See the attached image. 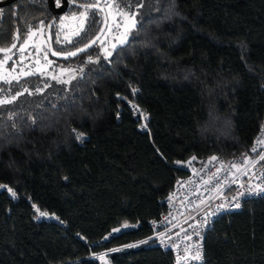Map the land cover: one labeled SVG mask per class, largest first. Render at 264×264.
I'll return each mask as SVG.
<instances>
[{
    "label": "trees",
    "instance_id": "16d2710c",
    "mask_svg": "<svg viewBox=\"0 0 264 264\" xmlns=\"http://www.w3.org/2000/svg\"><path fill=\"white\" fill-rule=\"evenodd\" d=\"M113 1L144 13L111 56L58 58L87 55L65 84L32 70L0 80V99L33 93L0 105V264H104L101 249L107 264H171L135 241L184 172L175 161L229 157L264 133V0ZM49 13L45 0L0 8V44ZM196 264H264V194L213 220Z\"/></svg>",
    "mask_w": 264,
    "mask_h": 264
},
{
    "label": "built area",
    "instance_id": "2783aa9c",
    "mask_svg": "<svg viewBox=\"0 0 264 264\" xmlns=\"http://www.w3.org/2000/svg\"><path fill=\"white\" fill-rule=\"evenodd\" d=\"M254 147L255 152L252 151ZM261 154H264V133L260 131L255 135L250 150L229 157L211 153L176 160L175 164L184 172L175 177L163 197L164 211L148 219L149 233L135 243L145 241L169 249L171 264H177L178 257L195 255L198 250L203 257V235L213 220L221 213L239 209L245 199L264 194L257 188H264ZM212 157L217 159L212 160ZM246 158L252 162L245 163ZM233 164L236 167H232ZM237 203L240 205L238 208L234 207ZM221 205L226 207L221 208ZM114 230L112 228L109 233ZM186 248L189 249L187 253ZM202 260H180L179 264H196Z\"/></svg>",
    "mask_w": 264,
    "mask_h": 264
},
{
    "label": "rangeland",
    "instance_id": "374dc122",
    "mask_svg": "<svg viewBox=\"0 0 264 264\" xmlns=\"http://www.w3.org/2000/svg\"><path fill=\"white\" fill-rule=\"evenodd\" d=\"M110 4L113 3H107L104 7L107 19L106 25L103 32L99 36V39H97L95 43V48L99 51L100 56H106V50L112 51L113 44L118 45V40L124 35L127 27L130 24L129 18L121 15V10L127 12H135L136 20L144 13L143 6L139 7V5L141 4H138V2H129L128 8H122L120 6L119 8L108 7L107 5ZM83 11L84 8L80 9L79 12L63 14L59 18V21L62 24L61 31L59 33L60 36H72V33L78 29L81 23L79 14ZM40 44L44 45L42 34L37 35L35 39V45L38 46ZM45 52H47V59L44 58ZM85 57H87V55H85L84 57L77 56L72 60L68 59L66 61H63L51 55L45 49H38V51L35 52L25 51L23 53H20V55L14 57L15 63L17 62L16 64L18 66L15 64H13L11 67L0 66V75H3L8 80L12 79L15 76H22L21 73L25 72V70L37 71L38 69H40L44 73L46 72V74H51L52 77L55 76L58 78V80L63 81L65 78L75 76L77 72L83 68V61ZM49 60L52 62L50 65L48 64ZM17 68L19 70H17ZM62 69H67L68 71H62ZM127 225L128 223L126 221H122V223L116 228L118 229ZM107 251H109V249H101L98 251H94L92 254L103 261L104 264H107Z\"/></svg>",
    "mask_w": 264,
    "mask_h": 264
},
{
    "label": "flooded vegetation",
    "instance_id": "af4514ba",
    "mask_svg": "<svg viewBox=\"0 0 264 264\" xmlns=\"http://www.w3.org/2000/svg\"><path fill=\"white\" fill-rule=\"evenodd\" d=\"M26 1L29 0H10L8 2L3 3L2 5H0V8H2V10L6 9V6L12 4V5H20L21 7H23L26 4ZM46 5L48 10L50 11V13L48 14V16L38 19V22H34L32 20H27V26L25 28H23L22 31H19L18 29H14L13 31V37L14 35L17 33V31H19L20 33V38L18 41H15L16 43V48L12 49V52L10 53H5V54H10L13 56H17L20 55V53H23L25 51H38L39 50H47L48 53H50L52 55V53L49 50V46H48V40H47V35H50L51 38V46L54 50L58 51V52H66L68 50L77 48L79 46H81L82 44H84L88 39H84L86 32L89 28V26H92L93 23L98 20L99 18L101 19L100 22H102V13L99 9H95L94 12H90L88 13V18L87 21L85 23V29L84 31L81 33L80 36L76 37V36H70L72 39V43H67L66 41H64V37L60 36L59 33L61 31V22L59 21V18L63 15V14H69V13H73V12H79V11H72V5H74V7L77 8H83L81 7L82 5H86V4H103V6L105 7V5L107 3H113V0H67L66 5L64 6V9L61 13H56L53 10H51L47 4V1L45 0ZM51 3L53 5V7L55 9H60L62 7V0H51ZM43 21L44 23V27L42 29V31H36L35 34L31 37V39H29L27 41L26 46L24 47L23 51L20 50V46L22 44H25V38L27 36V30L29 27H31L33 30H35L39 25L40 22ZM50 26V27H49ZM52 32L54 35H52ZM43 36L44 39V45H35V39L37 35H41ZM57 35H59L60 40L62 41L61 43H57ZM12 37V41L6 44H0V47H7L9 46L11 43L14 42V39ZM84 39L82 42L81 40ZM95 49V44H93L91 47H89L86 51L84 52H90V51H94ZM3 53V52H1ZM82 53V52H80ZM78 55V54H77ZM59 58V57H57ZM69 58V57H67Z\"/></svg>",
    "mask_w": 264,
    "mask_h": 264
},
{
    "label": "snow or ice",
    "instance_id": "6c2138e0",
    "mask_svg": "<svg viewBox=\"0 0 264 264\" xmlns=\"http://www.w3.org/2000/svg\"><path fill=\"white\" fill-rule=\"evenodd\" d=\"M107 6L108 7H116V8H119V5L118 4H110V5H107ZM81 7L84 8V11L79 14V19H80L81 23H80L78 29L72 33V36H76V37L80 36L81 33L85 29V23H86L87 18H88V12H89V10L90 9L91 10L98 9L99 8V4L98 3H95V4H86V5H82ZM139 7H142V5H139ZM121 15L128 17L129 20H130V24L127 27L124 35L118 40V45L119 46H124L127 43V41H128L129 34L131 33V31L133 29L136 28L138 21L136 20V13L135 12H127V11L121 10ZM43 27H44V23H43V21H41L40 22V25L35 30H33L31 27L28 28V30H27V36L25 38V44H22L20 46V50L21 51H23L24 47L27 44V41L29 39H31V37L35 34V32L36 31H42ZM61 27H62V25H61ZM19 38H20V33H19V31H17V33L14 35L13 39H14V41H18ZM96 39H99V37H97ZM96 39L90 41L89 44H85L82 48H77L75 51H71V52H58V51H53L52 52V55H54V56H64L65 58L71 57V56H76L78 53L86 51L92 44H95L96 43ZM64 41H66L67 43H72V39L69 36H65L64 37ZM61 42L62 41L60 40L59 35H57V43H61ZM118 45L117 44H113L112 45V50H115ZM14 48H16V43L15 42L9 48H0V52L10 53V52H12V49H14ZM111 55H112V51L106 50V56H111ZM44 58L47 59V52L44 53ZM11 59H12V57L10 55H5L4 60H0V66H2L5 62H7L8 60H11ZM88 61L90 63L93 62L91 57L88 58ZM37 63H39V62H37ZM51 63L52 62L49 60L48 61V64L50 65ZM37 71H41L42 72V70H40V69H38ZM62 71H68V70L67 69H62ZM21 74L23 76H29V75H34L35 73H32V72H22ZM52 78L53 79H58L55 76H53ZM73 78H75V77H73ZM0 80L4 81L5 83H9V84H11L12 81H15V82L19 83L20 76H15V77L12 78V81H10V80H7V78L4 77L3 75H0ZM58 82L67 83L68 81L58 80ZM47 86L48 85H45V87H47ZM41 91H43V89H36V92H41ZM135 91H137V90L136 89H133V92H135ZM25 92H28L29 94H33V93L29 92V90L27 88H25L22 92H17L10 99H0V105L13 103L19 96L23 95ZM145 118H147V117H145ZM80 138H82V136H78L77 137V139H80ZM252 151L255 152L256 151V148L254 147L252 149ZM193 159H195V157H193ZM211 159L212 160H215L217 158L216 157H212ZM259 159L264 160V154H261L259 156ZM251 162L252 161L248 160L247 158L245 159V163H251ZM232 167H236V165L233 164ZM257 188L259 189V191L264 192V188H260L259 186H257ZM8 191L9 192H12V189H8ZM12 195L15 196V193L12 192ZM241 195H243V193H241ZM239 206H240L239 203H237V204L234 205V207H237V208ZM220 207L221 208H224L226 206L225 205H221ZM37 211L39 212V209H37ZM39 214H40V216H47L48 215V213H46V212H39ZM160 235H163V234H160ZM188 239H190V237H188ZM141 243H146V242L145 241H142ZM161 243L163 244L164 241L161 240ZM173 247H176V245H173ZM185 252L186 253L189 252V249L186 248L185 249ZM202 258H203L202 257V254L198 250L195 255H191V256L185 255L184 257H178L177 258V264H179V261L180 260H189V259H191V260H202Z\"/></svg>",
    "mask_w": 264,
    "mask_h": 264
},
{
    "label": "water",
    "instance_id": "95a60500",
    "mask_svg": "<svg viewBox=\"0 0 264 264\" xmlns=\"http://www.w3.org/2000/svg\"><path fill=\"white\" fill-rule=\"evenodd\" d=\"M8 1H10V0H0V5H2L3 3H5V2H8ZM47 1V4H48V6H49V8L51 9V10H53L54 12H56V13H61L62 11H63V9H64V6L66 5V2H67V0H62V7L60 8V9H55L54 7H53V5H52V3H51V0H46ZM105 1V0H104ZM100 11H101V13H102V22H101V24H100V26H99V28L97 29V31L94 33V35L92 36V37H90L84 44H82L81 46H79V47H77V48H82L85 44H89L90 43V41H92V40H94V39H96L97 37H99L100 35H101V33L103 32V30H104V28H105V25H106V13H105V8H104V6H103V4H99V8H98ZM47 40H48V46H49V50H50V52L52 53L53 51H56V50H54L53 48H52V46H51V38H50V35H47ZM97 40V39H96ZM15 42V41H14ZM13 42V43H14ZM13 43H11L9 46H7V47H0V48H9ZM93 45V44H92ZM91 45V46H92ZM90 46V47H91ZM77 48H74V49H71V50H68V51H66V52H71V51H75ZM79 54V53H78ZM54 56V55H53ZM55 57H59V58H65L64 56H55Z\"/></svg>",
    "mask_w": 264,
    "mask_h": 264
},
{
    "label": "bare ground",
    "instance_id": "6f19581e",
    "mask_svg": "<svg viewBox=\"0 0 264 264\" xmlns=\"http://www.w3.org/2000/svg\"><path fill=\"white\" fill-rule=\"evenodd\" d=\"M254 141V140H253ZM251 199V198H250ZM246 200V199H245Z\"/></svg>",
    "mask_w": 264,
    "mask_h": 264
}]
</instances>
